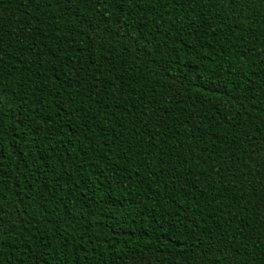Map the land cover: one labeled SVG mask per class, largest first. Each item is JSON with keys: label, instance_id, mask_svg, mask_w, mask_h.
I'll return each mask as SVG.
<instances>
[{"label": "trees", "instance_id": "16d2710c", "mask_svg": "<svg viewBox=\"0 0 264 264\" xmlns=\"http://www.w3.org/2000/svg\"><path fill=\"white\" fill-rule=\"evenodd\" d=\"M0 264H264V0H0Z\"/></svg>", "mask_w": 264, "mask_h": 264}]
</instances>
